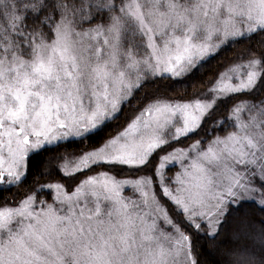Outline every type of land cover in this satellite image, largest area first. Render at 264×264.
Masks as SVG:
<instances>
[{
	"label": "snow or ice",
	"instance_id": "6c2138e0",
	"mask_svg": "<svg viewBox=\"0 0 264 264\" xmlns=\"http://www.w3.org/2000/svg\"><path fill=\"white\" fill-rule=\"evenodd\" d=\"M0 264H264V0H0Z\"/></svg>",
	"mask_w": 264,
	"mask_h": 264
}]
</instances>
